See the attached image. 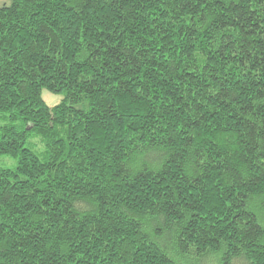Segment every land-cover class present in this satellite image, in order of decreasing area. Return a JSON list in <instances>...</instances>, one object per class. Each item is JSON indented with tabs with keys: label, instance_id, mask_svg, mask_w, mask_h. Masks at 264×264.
I'll use <instances>...</instances> for the list:
<instances>
[{
	"label": "trees",
	"instance_id": "trees-1",
	"mask_svg": "<svg viewBox=\"0 0 264 264\" xmlns=\"http://www.w3.org/2000/svg\"><path fill=\"white\" fill-rule=\"evenodd\" d=\"M2 157L0 264H264V0L0 3Z\"/></svg>",
	"mask_w": 264,
	"mask_h": 264
},
{
	"label": "rangeland",
	"instance_id": "rangeland-1",
	"mask_svg": "<svg viewBox=\"0 0 264 264\" xmlns=\"http://www.w3.org/2000/svg\"><path fill=\"white\" fill-rule=\"evenodd\" d=\"M4 2H6V0H0V3H4ZM41 97L49 107L56 105L62 99L61 96L53 95L46 90H42ZM13 164L14 161L9 158H5V157L0 158V166L11 167Z\"/></svg>",
	"mask_w": 264,
	"mask_h": 264
}]
</instances>
